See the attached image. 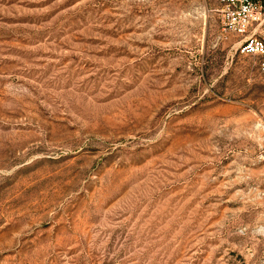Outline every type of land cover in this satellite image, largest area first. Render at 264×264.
Instances as JSON below:
<instances>
[{"label": "rangeland", "instance_id": "374dc122", "mask_svg": "<svg viewBox=\"0 0 264 264\" xmlns=\"http://www.w3.org/2000/svg\"><path fill=\"white\" fill-rule=\"evenodd\" d=\"M217 8L0 0V264H264V75Z\"/></svg>", "mask_w": 264, "mask_h": 264}, {"label": "built area", "instance_id": "2783aa9c", "mask_svg": "<svg viewBox=\"0 0 264 264\" xmlns=\"http://www.w3.org/2000/svg\"><path fill=\"white\" fill-rule=\"evenodd\" d=\"M222 30L239 39V53L256 59L264 75V39L257 33L264 16L261 0H217Z\"/></svg>", "mask_w": 264, "mask_h": 264}, {"label": "crops", "instance_id": "0c3cea01", "mask_svg": "<svg viewBox=\"0 0 264 264\" xmlns=\"http://www.w3.org/2000/svg\"><path fill=\"white\" fill-rule=\"evenodd\" d=\"M262 24H264V19L262 20V22L260 23V25L257 27L256 31H257V33H258V34L264 39V36L261 35V34L258 32V29H259L260 26H262Z\"/></svg>", "mask_w": 264, "mask_h": 264}]
</instances>
